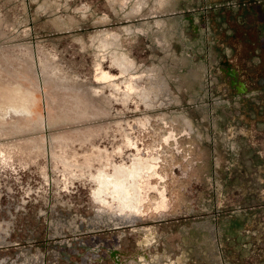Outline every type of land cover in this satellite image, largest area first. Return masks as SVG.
Segmentation results:
<instances>
[{
  "label": "rangeland",
  "instance_id": "374dc122",
  "mask_svg": "<svg viewBox=\"0 0 264 264\" xmlns=\"http://www.w3.org/2000/svg\"><path fill=\"white\" fill-rule=\"evenodd\" d=\"M24 255L264 264V0H0V264Z\"/></svg>",
  "mask_w": 264,
  "mask_h": 264
},
{
  "label": "flooded vegetation",
  "instance_id": "af4514ba",
  "mask_svg": "<svg viewBox=\"0 0 264 264\" xmlns=\"http://www.w3.org/2000/svg\"><path fill=\"white\" fill-rule=\"evenodd\" d=\"M226 66H228V64H226ZM226 73L231 77L230 84L232 86H236L237 88H239V91L242 89V87H244L246 85L244 83V81L236 79L235 73L234 72L231 73V70H229V72L226 71ZM35 259L36 258L33 259V258L29 257L28 255H24L22 262L20 264H34V262L36 261Z\"/></svg>",
  "mask_w": 264,
  "mask_h": 264
}]
</instances>
